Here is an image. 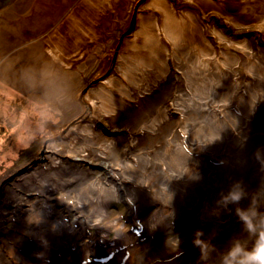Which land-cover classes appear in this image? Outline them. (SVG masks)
Wrapping results in <instances>:
<instances>
[{
    "label": "bare ground",
    "instance_id": "obj_1",
    "mask_svg": "<svg viewBox=\"0 0 264 264\" xmlns=\"http://www.w3.org/2000/svg\"><path fill=\"white\" fill-rule=\"evenodd\" d=\"M129 1L32 0L28 10L25 0H19L21 11L27 10L19 22L8 23L2 19L6 15L0 13V45L10 40L9 35L17 36L23 50L32 44L35 54L45 50L58 54L66 69L72 70L81 62L91 60L88 57L91 49L106 46L107 34L128 15ZM176 1L175 5L168 0H149L143 5L145 12L135 17L136 25L122 38L112 73L92 89L90 100L98 115L122 118L132 112L135 129L128 134V143L121 146L117 144L126 138V133H114L113 142L104 141V146L92 150L78 143L84 138L71 139L68 145L77 147L75 152L69 151L72 156L94 152L102 170L108 174V179L104 180L73 174L70 180L75 181L77 187L73 186L76 194L72 199L85 211L86 205L94 202L98 206L119 196L120 200L127 201L126 207L136 219L140 212L138 204L147 201H158L160 206L170 207L172 217L175 214L184 217L203 200L201 215L190 230L194 233L202 230L205 239L215 231L212 242L223 248L242 230L235 208H247L250 199L240 205H230V211L220 209L217 217L213 213L221 193L226 194L237 181L243 182L249 194L264 187V164L257 159L258 152L264 159V47L254 49L240 34L245 27L264 31V0ZM6 2L10 1L3 0ZM197 10L200 15L194 14ZM28 12L31 15L26 17ZM214 16L218 23L211 20ZM105 20L113 23L107 29L101 28L102 35L96 25ZM197 20L202 22L197 23ZM203 30L214 38L218 52ZM5 60V53L0 52V69L11 64L10 58L6 63ZM239 64L247 71L243 84L237 77ZM168 73H172L179 88L163 97L159 90ZM0 76L5 80L9 78L7 72H1ZM239 82L241 89L237 88ZM176 111L180 118L171 126L169 116ZM92 134L91 129L87 136ZM139 136L149 138L144 143L146 147H138ZM91 137L94 139L91 143L100 140L97 134ZM65 145L63 142L59 146L62 149ZM209 179L212 180L209 182ZM196 187H199L198 192L194 191ZM82 216L87 224L101 225L100 221L106 219L108 213L105 207H97ZM160 219L161 215H153L148 226H156ZM61 227L59 221L53 223L50 229L53 232L47 230L49 237L54 239V233L64 234L67 229ZM194 233L178 236L182 256L177 258L168 250L163 259L156 261L196 264L200 252L192 244ZM67 234L64 235L67 237ZM120 236L124 238L125 234ZM133 242V239L115 241L109 252L128 253L131 248H127ZM56 250H50L55 262ZM43 261L40 264L46 263Z\"/></svg>",
    "mask_w": 264,
    "mask_h": 264
},
{
    "label": "rangeland",
    "instance_id": "obj_2",
    "mask_svg": "<svg viewBox=\"0 0 264 264\" xmlns=\"http://www.w3.org/2000/svg\"><path fill=\"white\" fill-rule=\"evenodd\" d=\"M9 1L3 3V0H0V13L6 15L3 16V20L16 24L21 17H25L23 14L27 10L21 11V6L17 4L19 0ZM26 1L27 6L25 7L29 10L32 0ZM40 1L36 0V2ZM168 1L173 4L177 2L176 0ZM147 2L149 0L129 1L128 15L121 19L118 25L112 27L114 29L107 34L109 40L106 46H101L99 50L96 47L91 49L88 53L91 60L88 63L87 61L81 62L72 70L70 69L71 71L69 70L77 85V102L64 118L51 128L48 139L25 147L15 138L10 128L0 123V264H40L42 260L46 262L45 264H72L75 261L79 264H146L150 261L160 264L156 260L163 259L169 253L168 250H171L172 245L174 247L173 241L169 240L170 237H178L182 233H194L190 227L201 215L203 200L196 203V206L191 208V211L187 212L184 217H176V214L172 217L171 208L160 206L158 201H147L146 204L137 203L140 212L136 219L129 213L125 204L127 201L120 200L119 196L98 206L90 202L91 204L86 205L84 209L86 212L80 210L72 199L75 193L73 186L77 184L70 180L73 174L77 173L79 177H87L90 180L96 177H102L103 180L108 179V174L102 170L99 158L94 152L92 154L81 152L80 156H72L69 151H74L77 147L68 145L71 144V139L78 138L79 140L81 137L82 140L84 138L83 142L79 140L78 143H83L86 148L92 150L104 146L106 144L104 141L113 142L114 133L121 135L126 133V138L117 144L121 146L122 143H128L127 136L135 129L133 125L136 121L132 122V112L122 118L111 114L98 115L90 100V94L100 80L112 73L119 47L122 46V38L132 31L137 22L135 17L145 12L143 5ZM194 14L200 15V11L197 10ZM30 15L28 12L26 17ZM211 20L218 23L215 16L211 17ZM201 22L197 20V23ZM111 23L113 22L105 20L101 24L97 22L96 26L98 30L100 28L101 33V28L107 29ZM19 33L22 34L21 31ZM203 33L217 51L214 38L208 35L207 30H203ZM240 34L244 35L254 49L259 46L264 47V31L261 32L257 27H245ZM8 37L10 40L0 45V52H4L6 56L5 63L9 58L11 61L10 65H5L8 71H0V73L7 72L9 77L5 88L0 89V92L4 93L0 95V101L14 103L15 101H9L7 95L8 85L16 83L14 72L11 69L30 62L38 54L33 51L32 44L23 50V45H21L23 43L18 40L17 36L9 35ZM28 38L31 39V36ZM30 51H33L32 56L29 55ZM237 69L239 70L237 77L240 81L242 80L243 84V78L247 74L246 67L239 64ZM239 83L237 88L241 89V82ZM177 88L179 87H176L172 73H168L163 81L162 90L159 91H162L163 97H168L175 93ZM18 98L22 99V97ZM169 118L171 126H174L180 115L176 111L170 114ZM89 129H92L93 134L87 136ZM95 134L100 140L91 143L94 140L91 136ZM148 139L139 136L138 147H146L144 145L145 141H149ZM63 142L67 145L61 149L59 145ZM113 147L116 148V145ZM117 151L119 153L117 149L116 154ZM211 180L209 179V182ZM198 190L199 187H196L194 191L198 192ZM97 207H105L108 213L107 218L100 221L102 224L84 222L82 214ZM155 214L161 215V219L156 226L149 227L148 221ZM57 221L62 224L61 228L67 229L64 234L66 235L67 231L68 234L66 237L64 234L60 236L54 233V239H52L56 243L53 244L48 234L53 232L50 229ZM97 225L99 227H96ZM122 233L125 234L124 238L120 236ZM125 239L134 240L133 245L127 248V250L131 248L130 252L121 254L109 252L115 241L120 242ZM126 246L123 245V247ZM52 248L57 249L54 252L56 262L53 260V254L50 255ZM84 248L90 250L91 253L86 252ZM105 252L110 254H105ZM75 254H77L76 257ZM115 254L119 255L118 259ZM113 260L116 262L110 263ZM188 262L186 261L185 264Z\"/></svg>",
    "mask_w": 264,
    "mask_h": 264
},
{
    "label": "clouds",
    "instance_id": "obj_3",
    "mask_svg": "<svg viewBox=\"0 0 264 264\" xmlns=\"http://www.w3.org/2000/svg\"><path fill=\"white\" fill-rule=\"evenodd\" d=\"M11 71L14 72L16 83L8 85L7 95L9 101L15 102L0 101V123L10 128L25 147L45 141L50 136L51 128L77 102L75 79L60 56L48 50L22 66L13 67ZM6 84L7 81L0 76V89H4ZM3 94L0 92V95ZM257 159L264 164L259 152ZM245 199H250L247 208H235L242 230L232 236L223 248L212 242L216 237L215 231L208 239L204 238L202 230L194 233L192 244L200 252L196 264H264V187L249 194L242 181L234 182L226 194L221 193L213 214L219 217L220 209L230 211V205H240ZM169 240L174 244L171 251L177 258L182 256L179 237H170Z\"/></svg>",
    "mask_w": 264,
    "mask_h": 264
}]
</instances>
